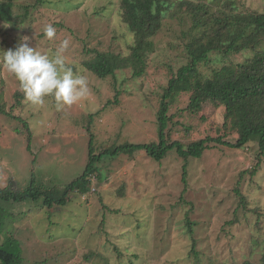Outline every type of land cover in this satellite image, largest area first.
<instances>
[{"label": "rangeland", "instance_id": "obj_1", "mask_svg": "<svg viewBox=\"0 0 264 264\" xmlns=\"http://www.w3.org/2000/svg\"><path fill=\"white\" fill-rule=\"evenodd\" d=\"M235 1L243 11L264 13V0ZM6 2L12 4V21L0 18V50L15 49L29 37V46L52 51L67 39L65 56L87 78L89 94L59 109L52 96L43 106L24 97L18 104L17 94L24 95L19 82L0 68V108L19 118L0 114V191L20 192L33 180L40 189H64L86 170L91 136L96 155L159 140L158 112L170 68L187 62L178 22H165L143 76L135 77L129 67L100 79L83 65L94 57L92 51L128 57L135 42L121 0H0V5ZM46 23L56 28L53 40L43 35ZM252 55L246 50L225 59L214 52L200 71L211 76ZM192 98L197 104L191 112ZM169 114L172 142L238 140L232 125L225 124V107L208 95L181 94ZM98 163L90 191L73 194L65 206L47 208L43 197L20 203L0 199V244L15 236L21 264L261 262L264 157L255 139L242 149L217 146L187 161L175 151L161 162L136 151L103 155Z\"/></svg>", "mask_w": 264, "mask_h": 264}, {"label": "trees", "instance_id": "obj_2", "mask_svg": "<svg viewBox=\"0 0 264 264\" xmlns=\"http://www.w3.org/2000/svg\"><path fill=\"white\" fill-rule=\"evenodd\" d=\"M11 7L12 4L8 2L0 5V18L6 23L12 21ZM121 8L123 21L135 34L131 55L124 57L93 50L94 57L84 61L83 65L100 79L115 76L117 70L129 67L133 68L135 77H141L145 73L147 57L153 52V41L163 31L165 22H178L179 39L187 62L177 70L170 68L172 77L163 89L158 112L159 140L149 144L120 145L96 155L91 136L86 170L64 189H40L35 187L33 180L23 191H0L1 200L20 203L43 197L47 208L65 206L73 194H86L90 191L92 177L99 169L98 162L107 154L144 151L150 158L161 162L169 152L175 151L187 161L191 157L201 158L206 151L217 146L242 149L255 139L259 155L264 157V13L243 11L235 0H121ZM246 50L252 51L253 55L243 63L213 70L211 76H205L200 71L201 65L210 63L214 52L226 59ZM191 93L208 95L225 107V124L229 122L232 130L238 134L235 143L227 142L223 136L207 137L187 146L169 140L167 131L174 119L169 114L171 105L181 94ZM23 97L17 94L18 104ZM192 99L191 112L196 110L197 104V99ZM0 114L19 119L2 108ZM19 121L29 131V125L23 120ZM183 169V180L186 182L187 164ZM22 260L21 247L15 236L0 244L2 264H21ZM244 264L258 263L247 261ZM259 264H264V256Z\"/></svg>", "mask_w": 264, "mask_h": 264}, {"label": "clouds", "instance_id": "obj_3", "mask_svg": "<svg viewBox=\"0 0 264 264\" xmlns=\"http://www.w3.org/2000/svg\"><path fill=\"white\" fill-rule=\"evenodd\" d=\"M42 32L47 40L56 37V28L46 23ZM69 41L62 40L52 51H41L29 46V37H24L15 49L0 50V68L5 69L19 82L27 102L43 106L45 98L54 97L57 108L72 106L87 98V78L68 62L65 52Z\"/></svg>", "mask_w": 264, "mask_h": 264}]
</instances>
